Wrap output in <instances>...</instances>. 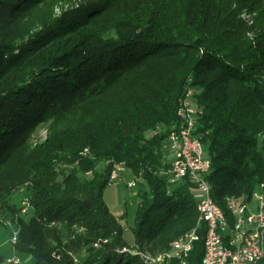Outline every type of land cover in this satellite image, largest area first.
<instances>
[{"label": "trees", "instance_id": "obj_1", "mask_svg": "<svg viewBox=\"0 0 264 264\" xmlns=\"http://www.w3.org/2000/svg\"><path fill=\"white\" fill-rule=\"evenodd\" d=\"M52 1L0 0V220L28 264H142L196 227L194 184L166 173L189 89L211 197L227 216L249 199L264 182V0H85L56 17ZM116 163L147 185L131 246L103 199Z\"/></svg>", "mask_w": 264, "mask_h": 264}, {"label": "built area", "instance_id": "obj_2", "mask_svg": "<svg viewBox=\"0 0 264 264\" xmlns=\"http://www.w3.org/2000/svg\"><path fill=\"white\" fill-rule=\"evenodd\" d=\"M186 93L191 92L188 90ZM187 110H194V118H186ZM177 114L180 119L179 123L169 132L166 140V148L172 154L171 164L167 167L166 173L169 175L170 182L188 179L193 183L194 197L204 206L206 216L204 237H208L210 256L201 261L203 264H255L256 254L259 253L257 230H262L259 229V221H264V186L257 185L249 199L243 202H233L231 209L235 226H224L223 220H220V214L212 207L211 194L204 176L210 168V159L205 155L200 139L193 134L198 110L195 106H191V100H186V94L180 100ZM121 164H114V170L110 173L111 181H115L119 171L123 170L124 166L122 167ZM128 185L133 186L134 181H129ZM23 204L22 212H25L26 201H23ZM235 207H242V218L234 217ZM223 233H232L234 252H225L223 249ZM16 237L17 231H13L10 237L11 242H15ZM198 237V232L194 231L178 239L182 246L181 253L165 258V263L170 259H178L181 264L186 263L185 249H191ZM2 264H19V259L11 256Z\"/></svg>", "mask_w": 264, "mask_h": 264}, {"label": "rangeland", "instance_id": "obj_3", "mask_svg": "<svg viewBox=\"0 0 264 264\" xmlns=\"http://www.w3.org/2000/svg\"><path fill=\"white\" fill-rule=\"evenodd\" d=\"M83 1L85 0H53L51 3L49 2L43 8V12L50 14L52 17H56V16H59L61 13H63L65 10L68 11V9L78 5L79 3ZM242 16L245 17L246 19L250 18V15L245 14L244 12L242 13ZM45 133L46 132L44 129H39L38 133H36V136H43L45 135ZM169 156L171 157V152L169 153ZM121 165L122 167L124 166V164H121ZM129 181H134L135 182L134 185L129 186L128 185ZM138 184L140 185L142 184L143 187L144 188L146 187L145 189H147L146 182L142 178H139L133 175L132 173H130L128 169L124 167L122 171H119V175L117 176V178H115V181L109 182L106 185L104 192H103V199L105 203L111 209L112 213L115 216H118V219H119L118 223L122 229V236L129 246L133 245L134 243L132 228L135 224L136 209H137V205L140 200V197L137 192L139 188ZM24 189L25 188H21L11 198V201L18 202L19 206L22 202V199L25 197ZM0 221L2 222L7 221L4 224L0 225V254L3 255V259H4L3 262L7 258L12 256V257H17L19 259V264L30 263L33 260L32 256L30 254L23 253L17 250L13 246V243L10 240L12 232L17 231V226L14 224V222L10 220L9 217L3 218ZM183 233H181L180 235H182ZM180 235H178L177 237H179ZM169 248L170 246L166 248L165 250ZM148 252L157 253V252H151L149 250ZM186 259H187V256L185 257V260ZM183 264H186V263H183Z\"/></svg>", "mask_w": 264, "mask_h": 264}, {"label": "bare ground", "instance_id": "obj_4", "mask_svg": "<svg viewBox=\"0 0 264 264\" xmlns=\"http://www.w3.org/2000/svg\"><path fill=\"white\" fill-rule=\"evenodd\" d=\"M189 90L191 93H186V100H190V95L192 94L191 89ZM191 106H194L192 102H191ZM186 118H194V110H187ZM174 127H176V125ZM257 185L264 186V182L259 183ZM207 186H208V191L210 192V186L208 182H207ZM243 201L245 200H240L236 198L228 199L226 205L229 209L230 216H227L224 213V211L221 209V207L211 197L212 207H214V210L218 211V214H220V220L221 221L223 220L224 226H235V219H233V211L231 209V206L234 205L233 202H243ZM195 206L197 209L196 227L192 228L189 231H186L179 237L173 239L170 244V248L167 250H164L162 252L157 251V253H154V254L148 251L141 252L140 254L143 259L142 264H165V258H170V257H173L174 254L181 253L182 246H180V242H178V239H181L184 236H188L189 233L191 232L197 231V227L202 221L206 223L204 206L200 204V201L198 199H196ZM234 217L242 218V207H235ZM259 229H262V230H257V248H259V253L256 254L255 263L264 257V221H259ZM222 245H223V249H225V252H234V241H232V233H223ZM190 250L191 249H185V257L187 256ZM207 256H210V244H208V237H204L203 238V254H202L201 259H206ZM200 264H203V262L200 261Z\"/></svg>", "mask_w": 264, "mask_h": 264}]
</instances>
